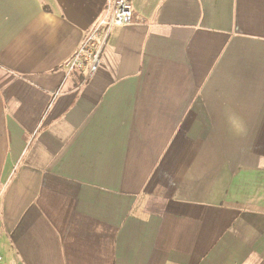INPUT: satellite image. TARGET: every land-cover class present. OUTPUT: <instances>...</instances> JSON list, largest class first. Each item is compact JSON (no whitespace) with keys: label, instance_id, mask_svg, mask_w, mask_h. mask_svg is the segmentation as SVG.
Segmentation results:
<instances>
[{"label":"crops","instance_id":"0c3cea01","mask_svg":"<svg viewBox=\"0 0 264 264\" xmlns=\"http://www.w3.org/2000/svg\"><path fill=\"white\" fill-rule=\"evenodd\" d=\"M0 0L9 264H264V0Z\"/></svg>","mask_w":264,"mask_h":264},{"label":"built area","instance_id":"2783aa9c","mask_svg":"<svg viewBox=\"0 0 264 264\" xmlns=\"http://www.w3.org/2000/svg\"><path fill=\"white\" fill-rule=\"evenodd\" d=\"M133 19V7L128 0H112L106 14L83 41L74 56L66 62L67 72L79 70L91 78L99 68L102 48L112 29L129 25ZM0 264L9 263L5 262L0 255Z\"/></svg>","mask_w":264,"mask_h":264}]
</instances>
